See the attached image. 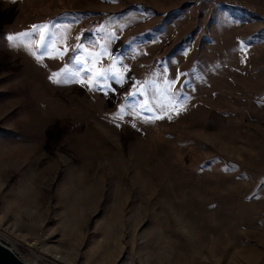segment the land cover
<instances>
[{
  "label": "rangeland",
  "instance_id": "1",
  "mask_svg": "<svg viewBox=\"0 0 264 264\" xmlns=\"http://www.w3.org/2000/svg\"><path fill=\"white\" fill-rule=\"evenodd\" d=\"M251 15L264 0H0V244L27 264H264ZM45 23L62 59L8 40ZM105 49L123 83L49 79ZM145 100L179 114L137 117Z\"/></svg>",
  "mask_w": 264,
  "mask_h": 264
},
{
  "label": "snow or ice",
  "instance_id": "2",
  "mask_svg": "<svg viewBox=\"0 0 264 264\" xmlns=\"http://www.w3.org/2000/svg\"><path fill=\"white\" fill-rule=\"evenodd\" d=\"M55 34L52 33L51 26L47 23L33 25L30 31L17 33L14 35H10L8 40L10 41L13 47H25L28 49H32L33 45H35V51H32V54L35 56L36 53L40 49H44L42 55L37 56L38 60H42L44 56H47L51 59L63 58L67 49L65 48L64 51H61L57 47V40L50 39V37L54 36ZM38 37V39L36 38ZM241 51H246V49L241 48ZM86 51V50H85ZM107 51L105 49L102 53H88L89 60L91 61V66L87 68H83L77 70L75 72L71 71L69 68L65 67L61 69L59 72L53 73L49 79L53 80L54 83H67L70 79L78 77L80 75V71H87L92 73L87 81L84 80H77L76 82L79 83H87V85L91 87H95L101 83V78L105 81L104 87H108L106 81L108 79V73H112L113 78H118L119 82L123 83V75L122 73L115 72L112 68L109 69H96L95 64L98 62L99 57L102 55H107ZM246 59V56L244 57ZM76 64H86L88 61L82 60L81 58H76L74 61ZM55 78V79H53ZM178 83V80H172L166 82V91L168 93L175 94L173 92L175 85ZM139 91V90H138ZM142 94V93H141ZM130 95L135 96L136 92L130 93ZM129 108L132 105H128ZM136 109L134 114L138 117L140 115V111L147 110L148 112H152L153 116L149 117V120H159L164 119L167 117L168 119L172 118L170 113L179 114L180 109L174 107V102L171 100L168 103H157L154 106L150 104L148 100L143 101L136 105ZM159 109L157 112L156 110ZM119 116L117 118L123 119L125 114V106H120L119 108Z\"/></svg>",
  "mask_w": 264,
  "mask_h": 264
},
{
  "label": "crops",
  "instance_id": "3",
  "mask_svg": "<svg viewBox=\"0 0 264 264\" xmlns=\"http://www.w3.org/2000/svg\"><path fill=\"white\" fill-rule=\"evenodd\" d=\"M248 21H250L249 23H247V25H251V24H257L258 26H256L255 28L252 29H248V33L249 36L258 33V31H262V38H260L259 42L254 44L252 47V55L255 54L256 51L258 50H262L264 49V17H254L253 15H251L250 18L247 19ZM246 26V24H244ZM250 56V55H249ZM264 56V55H263ZM260 67L264 68L263 64L260 65ZM263 96L264 97V93H260L258 95H256L257 98Z\"/></svg>",
  "mask_w": 264,
  "mask_h": 264
},
{
  "label": "water",
  "instance_id": "4",
  "mask_svg": "<svg viewBox=\"0 0 264 264\" xmlns=\"http://www.w3.org/2000/svg\"><path fill=\"white\" fill-rule=\"evenodd\" d=\"M0 264H27L20 261L8 248L0 244Z\"/></svg>",
  "mask_w": 264,
  "mask_h": 264
}]
</instances>
